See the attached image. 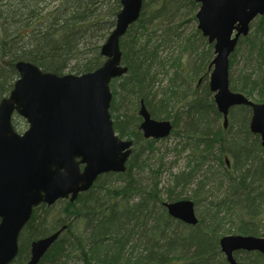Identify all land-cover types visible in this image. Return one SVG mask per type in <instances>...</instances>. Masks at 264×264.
<instances>
[{"label":"trees","instance_id":"trees-1","mask_svg":"<svg viewBox=\"0 0 264 264\" xmlns=\"http://www.w3.org/2000/svg\"><path fill=\"white\" fill-rule=\"evenodd\" d=\"M68 2L72 7L46 0H0V101L14 87L20 60L57 74H82L104 63L98 43L114 27L120 0ZM198 8L194 0L144 3L139 20L121 40L129 71L111 82L115 130L135 142L127 170L101 175L74 201L61 200V208L58 202L45 206L47 217L32 224L37 209L21 233L20 251L11 264L25 263L32 240L62 226L66 230L39 264H72L73 258L82 264H230L220 247L222 236H264V148L260 136L250 129L251 108H233L229 126L219 125L222 115L209 87L214 46L199 29L194 39L176 25L187 20L191 10L195 11L191 19L197 20ZM179 40L182 49L170 64L176 67L174 74L167 85L155 89L161 71H168V59L161 53ZM241 62L238 73L230 77L231 88L264 101V15L239 41L230 69ZM141 99L154 118L172 120L171 135L180 134L175 128L181 116L187 117L183 137L189 148L187 165L172 172V183L166 187H160L162 169L149 164L161 139L144 138L139 128ZM124 103L122 112L116 105ZM13 123L17 130L21 128L22 122L14 119ZM144 168H149L151 178L146 184L136 174ZM185 187L190 191L187 198L196 204V225L174 218L164 206L166 200L183 199ZM56 215L55 223L48 224L49 217ZM235 255L239 264H264L259 251Z\"/></svg>","mask_w":264,"mask_h":264},{"label":"water","instance_id":"water-1","mask_svg":"<svg viewBox=\"0 0 264 264\" xmlns=\"http://www.w3.org/2000/svg\"><path fill=\"white\" fill-rule=\"evenodd\" d=\"M145 1L120 0L115 27L101 46L105 61L95 70L59 75L29 61L16 63L19 78L0 101V264H10L17 257L20 235L37 206H51L66 198L74 201L100 175L126 171L134 141L115 131L111 81L129 69L123 64L120 43L139 20ZM194 1L200 3L198 28L214 43L209 86L224 126H228L232 107L250 106V128L264 145V102L233 91L229 71L240 36H246L253 19L264 14V0ZM15 112L28 122L23 132L13 126ZM139 113L145 138H164L171 133V120L155 119L144 100ZM164 205L171 216L187 224L199 221L193 200ZM66 228L32 241L25 264H38ZM220 246L230 264H239L238 250L264 254V236L225 235Z\"/></svg>","mask_w":264,"mask_h":264},{"label":"rangeland","instance_id":"rangeland-1","mask_svg":"<svg viewBox=\"0 0 264 264\" xmlns=\"http://www.w3.org/2000/svg\"><path fill=\"white\" fill-rule=\"evenodd\" d=\"M68 0H46L47 3H51L52 5L56 4H61L63 2L64 6L67 5L68 7H72L69 2L67 3ZM195 11L191 10L189 13H187V20L180 22L176 21V25L179 24V30H182L184 36H190L193 34L194 39L198 37L197 30H198V21L197 20H192L191 15H194ZM114 28V27H113ZM113 28L110 30V32L107 34V36H103L100 42L98 43L99 45H103L105 41L107 40L109 34L112 32ZM107 30L103 31L102 34L105 35ZM159 33V32H158ZM192 36V35H191ZM105 37V39H104ZM204 41V40H202ZM203 48V47H201ZM182 49V42L179 40L178 42H173L171 46H167L161 53L163 57L168 59V62H166V69L168 71L162 72L159 74V81L155 85V89H160L162 86H165L169 83V78L173 76L174 71L176 67H171L170 64L173 63V57L176 54H180V50ZM173 52V54H172ZM188 54V53H187ZM215 54H213L214 57ZM212 57V59H213ZM212 61V60H211ZM180 63V61H179ZM178 64V63H177ZM243 66V62H241L239 65H235L234 68H231L230 70V77L232 78L233 75H236L238 72V69ZM165 69V70H166ZM179 83V82H178ZM201 83V82H200ZM199 83V85H200ZM203 85V84H202ZM117 100L120 101V99L117 97ZM144 100V99H143ZM145 102V101H144ZM119 104V103H118ZM116 105L117 108H120L122 112L126 110V104H122V106ZM129 114H131L132 111H127ZM117 113V112H116ZM16 121L22 122L21 128L19 129L20 131H23L27 128V122L24 118H21L17 116ZM219 125H222V119L219 120ZM179 130L180 134L179 135H171L166 139H161L156 143V149L153 153L150 154V160L149 164L150 167L154 169H158L159 167L162 169V171H159L160 175V182L161 185L160 187H166L169 186L172 183V172H179L182 169L185 168L187 165V159H188V154H189V148L187 147V139H184L183 137L186 135L187 131V117L186 115H183L180 117V120L178 122V125L175 128V131ZM128 139V137H125ZM215 160H213L211 163H213L215 166ZM145 170H138L136 171V174L138 175V181H140L143 184L148 183L151 178L148 176L149 173V168H144ZM164 194V193H163ZM188 194H190V191H187V187L184 188L183 191V197L187 198ZM163 198L166 199V195H163ZM64 202L59 200L58 201V208L63 207ZM46 207H51V206H46ZM45 206H42L38 209L37 211V217L36 221H34L32 224H40V221L42 218H46L47 214L45 212ZM50 213V212H49ZM50 215V214H49ZM50 222L48 221V224H54L55 219L57 218L56 216H50ZM46 224H47V219H46ZM241 255H244L242 253ZM238 257V256H237ZM72 264H82V261L78 258H73L71 261Z\"/></svg>","mask_w":264,"mask_h":264},{"label":"bare ground","instance_id":"bare-ground-1","mask_svg":"<svg viewBox=\"0 0 264 264\" xmlns=\"http://www.w3.org/2000/svg\"><path fill=\"white\" fill-rule=\"evenodd\" d=\"M263 15H264V14H263ZM263 15H258L256 18L253 19V21H252L251 24H250V31H249V33H248L246 36H248V35L250 34V32H251V30H252V27H253V23L255 22V20H256L258 17L263 16ZM246 36L241 35L240 38H239V41H240L243 37H246ZM239 41H238V43H237V46H236L235 50L232 52L231 56L236 52L237 47H238V44H239ZM261 145H262V147L264 148V145H263L262 141H261Z\"/></svg>","mask_w":264,"mask_h":264},{"label":"flooded vegetation","instance_id":"flooded-vegetation-1","mask_svg":"<svg viewBox=\"0 0 264 264\" xmlns=\"http://www.w3.org/2000/svg\"><path fill=\"white\" fill-rule=\"evenodd\" d=\"M41 206H45V205L43 204V205H41ZM41 206H40V207H41ZM29 224H31V219H30V221H29Z\"/></svg>","mask_w":264,"mask_h":264}]
</instances>
